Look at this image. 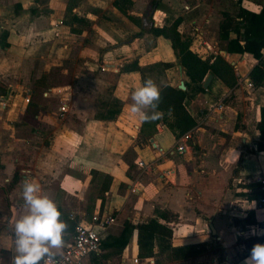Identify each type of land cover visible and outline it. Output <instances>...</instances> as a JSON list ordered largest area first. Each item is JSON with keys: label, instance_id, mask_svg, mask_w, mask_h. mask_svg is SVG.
<instances>
[{"label": "crops", "instance_id": "obj_1", "mask_svg": "<svg viewBox=\"0 0 264 264\" xmlns=\"http://www.w3.org/2000/svg\"><path fill=\"white\" fill-rule=\"evenodd\" d=\"M211 2L203 0L197 5L199 11L194 21L199 26L196 30L201 28L200 35H203L202 29H206L200 21L215 22L217 19L218 12L211 8ZM244 3L246 6L248 3L251 10L260 11L264 0H245ZM70 10L90 19L91 30L72 35V27L64 22ZM95 10L87 6V0H78L73 6H69V0H0V33L9 32V45L0 48V85L7 84L6 93L10 91L16 96L10 104L13 117L8 126L24 121L35 81L52 66L62 65L61 56L70 54L73 48L78 51V58L83 52L87 53L82 59L90 74L97 75L106 65L104 84H114L117 74L116 86L112 87L115 100L107 106L103 119L95 116L99 100L92 102L90 113L87 111L90 101L82 97L83 84L74 101L69 97L73 94L69 90L72 85L45 90L44 94L48 92L49 96L59 95L61 105L67 104L66 112L60 110V105L54 117L48 116V120L55 122L58 118L60 122L61 134L57 136H69L65 146L59 144V150L44 148L24 160L19 154L11 156L0 149V264L3 250L10 251L5 264H12L16 255L15 223L29 212L22 198L26 179L38 182L40 194L55 201L61 219L71 213L76 215L77 222L92 221L97 213L115 217L116 223L108 227L104 240L119 235L126 221L138 224L155 217L156 209L176 213L171 221L159 219L171 227L173 234L170 239H158L154 247L141 246L138 230H135L124 249L123 263L129 264L139 256L143 261L152 260L153 264H243L259 239L264 244V234L253 232V227L264 226V213L246 199L248 187L264 176V147H258L262 141L258 124L264 105V86L254 88L250 85V73L258 59L250 52L229 53L222 49L225 59L235 68L237 83L228 87L209 73L213 75L212 80L207 88L204 81L205 89L202 90L200 84L186 75L168 39L157 37L146 51L145 48L136 51L138 39H128L124 35L137 26L116 7L104 5L99 9L102 16ZM158 11L164 15L160 21L165 20V11ZM218 16L220 18L219 13ZM183 22L188 24L187 20ZM40 23L43 26L40 27ZM110 25L117 34L109 31ZM66 29L73 36L69 42L63 38ZM41 35L44 39H40ZM230 36L234 38L236 34L232 32ZM203 43L214 50L218 44L213 45L209 39ZM219 43L228 45L227 40L220 39ZM45 44L48 46L42 53L39 49ZM193 49L204 53L203 47L196 50L193 46ZM158 62L171 65L159 70L158 76L154 73L155 78L151 77L144 66ZM149 77L162 82L159 87L179 88L182 81L187 84L185 106L196 118L197 125L192 129V138L186 142L188 149L184 152L178 151L180 138L168 126L169 117L164 119L160 111V119L143 122L130 111L133 91ZM77 78L82 79V76L77 75ZM45 110L34 111L29 116L42 120L40 114ZM239 111L243 121L237 129ZM72 116L74 126L80 131L70 150L74 132L71 128L67 130L64 122ZM53 143H58L57 139L50 140V144ZM244 145L249 146V150ZM23 162L26 164L21 168L23 179L12 184L15 169ZM107 176L111 179L105 184ZM251 211L256 214L257 224L244 227L235 222ZM72 239L73 234L64 230L63 246L52 251L61 252ZM110 251L112 249H102L100 253ZM120 262L119 255L112 254L102 264ZM83 264H94L92 256L84 259Z\"/></svg>", "mask_w": 264, "mask_h": 264}, {"label": "rangeland", "instance_id": "obj_2", "mask_svg": "<svg viewBox=\"0 0 264 264\" xmlns=\"http://www.w3.org/2000/svg\"><path fill=\"white\" fill-rule=\"evenodd\" d=\"M78 0H69V6H73L74 3H77ZM98 2V0H96ZM112 1V0H111ZM110 0H101L100 2L96 3L95 0L89 1L87 0V6L95 10V8H98L99 15H104L102 13V10H99L104 5H109L112 7H116L113 2ZM132 6L129 7L130 4L127 2V5H123V7L127 10V13H124L125 16L137 26V29L134 31L127 30L125 32L124 37L128 39H138V41L135 44L136 51L142 50L147 47H150L154 44L155 36L152 33V27H161L165 24H172L176 20H180L179 30L181 27L180 32L183 35V38L185 40H188L192 43V46H195L196 50H201V44L204 40L209 39L210 41H213L215 43L217 42L216 49H210V53L207 54L208 56H211V59L214 60L216 56L224 57V53L221 52L222 49H226L225 46L220 45L219 43V29L220 24L224 19L223 13L229 12L232 15H236L239 10V3L238 0H212L211 2V8L216 10L217 13V19L215 22H210L205 20L204 22H199L202 25V28L206 26V29L202 33L203 35H200L201 28L199 30H196L197 22L194 21V17L197 15L199 11V7L197 5L202 2L203 0H131ZM210 1V0H209ZM245 0H243V6L247 7L244 3ZM250 1V0H249ZM251 1H258V0H251ZM155 2H158V9L164 10L166 13V19L161 20L162 17L164 18V15L162 16V13H160L157 10L154 12L152 11V7ZM189 6V7H188ZM118 8V7H116ZM248 8V7H247ZM119 9V8H118ZM95 10V11H97ZM121 11V10H120ZM194 12V15H191ZM97 13V15H98ZM74 11L70 10L66 13L64 16V22L67 23L69 26L72 27L71 33L72 35H81L83 34V31H89L92 28V22L91 20H86V17L79 16L82 20L80 21L78 18L75 17ZM208 14V13H207ZM209 15V14H208ZM106 17V16H103ZM220 19V21H218ZM187 20L188 24H183ZM165 21V22H164ZM183 22V23H182ZM219 23V29L217 30V26ZM43 26V24L40 23V27ZM75 27V28H73ZM110 32H113L114 34H117L116 29L110 25ZM76 32V33H75ZM63 38L69 42L70 39L73 38L71 36L70 31L66 29L63 33ZM40 39H44V35L39 36ZM78 41V38H77ZM83 41V40H82ZM75 43V42H73ZM78 43V42H77ZM87 45V44H85ZM48 46L47 44L42 45V47L39 49L42 53L44 52L45 47ZM225 47V48H224ZM86 48H89V46H86ZM106 49V47H105ZM67 50V48H65ZM102 50V47L99 48V51ZM212 50V51H211ZM78 51L76 49H72V52L70 54L64 53L62 57V65H56L52 66L50 69H48L42 77L35 81L34 83V92L31 95L30 100V109L26 112V115L24 116V121L16 122V124L13 127L8 126L10 123L11 118L13 117L11 115V103L14 99V94H10V91L6 93L8 85L5 83H1L0 85V149L2 153L13 155L19 154L23 157V159H26V156H35L36 153L39 151H42L45 149H52V150H59V144H62L65 146L67 139H69V136H57L60 133V130L58 129V125L60 122L58 121V118L55 120V122L48 120L49 117H54L55 114L58 113V107L60 104V98L59 95H45L44 92L49 87H59L64 85H72V89H69L73 92V94L69 97H71V101H74L76 98L78 99L77 92L80 89V85L83 84V89L81 88L80 92H82V97H86L88 101H90V105L87 111L90 113V106L92 105L93 101H96L100 99V95H105L106 92H110L113 87V84L111 82H108L106 84L103 83V79L105 77V74L103 70L100 69L99 73L97 75L90 74V71H88L84 65V59L82 57L84 54H87L86 52H83L81 58H78L77 56ZM146 53V52H143ZM84 58V57H83ZM225 58V57H224ZM158 63L146 65L144 66L146 68V71L151 77L154 73H157V76L159 75V67ZM77 75H81L82 79H78ZM157 85H160L161 83L156 81ZM102 104L98 103L97 107H100ZM40 106H42L41 109L46 108L43 113L40 115L42 116V120H34V118L30 117L29 115L34 113V111H39ZM74 117H68L67 121L64 122V124L67 127V130L69 128L72 129L73 133V142L70 143L69 149H73L76 144V137L79 135L80 128L74 126ZM51 119V118H50ZM243 121V114L241 111H239L238 118H237V124L236 127L239 129V127L242 125ZM73 123V124H72ZM72 124V125H71ZM73 127H71V126ZM60 127V126H59ZM59 130L58 133L55 131ZM42 132V133H41ZM41 133V135L39 134ZM55 133V134H54ZM187 133H192V130L188 131ZM77 134V135H76ZM184 135V134H183ZM182 136V135H181ZM181 136L179 138H181ZM178 138V139H179ZM57 139L58 143L50 144V140ZM72 138H70L71 140ZM241 139V138H240ZM69 145V144H68ZM192 145V144H191ZM61 146V145H60ZM245 149L249 150V146L244 145ZM26 164L20 163V165L17 166L15 169V175L14 179L12 180V184L16 183L19 179L22 178V167H25ZM24 174V173H23ZM10 188V187H9ZM4 195V193H1Z\"/></svg>", "mask_w": 264, "mask_h": 264}, {"label": "trees", "instance_id": "obj_3", "mask_svg": "<svg viewBox=\"0 0 264 264\" xmlns=\"http://www.w3.org/2000/svg\"><path fill=\"white\" fill-rule=\"evenodd\" d=\"M259 1V0H258ZM127 2L132 6L131 0H116L114 5L118 7L124 13L127 10L123 5H127ZM240 5L236 15H232L229 12H224V19L220 24L219 38L221 40H227L228 45L226 50L229 53H252L255 58L258 59V63L253 67L250 73V79L252 87L258 88L264 86V5L260 11H254L250 8L243 6V0L237 1ZM18 6H20L18 4ZM158 8V2H155L152 11L154 12ZM75 17L80 21L81 18L75 14ZM180 20H176L172 24H165L161 27L153 26L152 33L157 37H164L171 43L174 53L179 59L180 64L183 66L186 75L194 83H198L201 89L205 88L202 83L205 81L209 73L214 74L220 78L228 87H233L237 83V74L234 66L224 57L216 56L214 60L211 56H202L193 49L192 43L183 38L182 33L179 30ZM234 32L236 36L231 38V33ZM9 32L4 31L0 33V48H4L9 45L8 42ZM170 63L161 62L158 64L159 70H163L169 67ZM138 67V65H137ZM117 74H115V80L113 87L117 83ZM187 85V84H186ZM110 92H106L104 95H100L99 103L102 105L98 107L96 118H105L107 112V106L112 104L115 100L113 97V88ZM188 94V89H180L171 85H163L160 87V99L158 103V110L164 115V119L167 120L168 126L176 133L177 138L181 135L192 130L197 125V120L194 118L185 106V99ZM106 108V109H105ZM165 121V120H164ZM258 128L262 134V141L258 144L259 148L264 147V105L261 107V120L258 124ZM111 177L105 178V184H108ZM107 187V186H106ZM253 187V193H247V197L250 200L257 199L263 195V191L260 190V184L249 186ZM107 188H104L106 191ZM176 217V213L170 210H155V217L133 224L131 221L124 223L123 230L117 236H110L101 243L102 249H112L107 253H93L94 264H102V262L110 257L112 254L119 255L121 264L125 261L124 249L128 245L135 230H138V243L144 247H154L158 239L168 238L170 239L173 234V230L167 223H161L160 218L166 221H171ZM62 220L66 223V231L73 234L75 233V226L77 220L73 219L70 214L64 215ZM237 224L254 225L257 224L256 214L251 211L242 219H235ZM255 241V240H254ZM256 243H261L259 239ZM253 247V246H252ZM251 247V248H252ZM201 248V246H196ZM10 251H2V264H5V258L9 256Z\"/></svg>", "mask_w": 264, "mask_h": 264}, {"label": "clouds", "instance_id": "obj_4", "mask_svg": "<svg viewBox=\"0 0 264 264\" xmlns=\"http://www.w3.org/2000/svg\"><path fill=\"white\" fill-rule=\"evenodd\" d=\"M130 111L141 121L160 119L158 111L160 87L152 78H146L142 86L132 93ZM41 187L35 180H25L22 198L29 209L27 215L15 223V251L12 264H40L45 257L55 255L52 249L63 246V232L66 223L61 219V211L48 195L40 194ZM243 264H264V244L255 243Z\"/></svg>", "mask_w": 264, "mask_h": 264}, {"label": "built area", "instance_id": "obj_5", "mask_svg": "<svg viewBox=\"0 0 264 264\" xmlns=\"http://www.w3.org/2000/svg\"><path fill=\"white\" fill-rule=\"evenodd\" d=\"M204 49V53H199L202 56L207 54L211 46L207 43L201 45ZM107 67L104 65L102 67L105 70ZM118 70V68H116ZM252 86V84H250ZM45 95H48L46 92ZM60 110L66 112L67 104L62 103ZM192 138L191 133H185L178 140V151L184 152L188 149V144L186 142ZM141 165H144L141 162ZM256 183L260 184V190L264 192V176L258 177ZM253 187H248L247 192L253 193ZM251 203H255V206L264 213V193L259 196L257 199L250 200L246 197ZM70 216L75 219L76 215L71 213ZM116 223V218L105 214L101 215L99 213L93 216L92 221H78L75 226V233L72 241L68 242L64 249L55 253L51 258L45 257L44 260L40 261V264H83V260L91 256L93 253H100L102 250L101 243L105 239V232L108 227ZM261 231L264 234V226L262 227H253V232L256 234ZM152 260H142L139 256L133 258L132 262L129 264H153ZM128 264V263H122Z\"/></svg>", "mask_w": 264, "mask_h": 264}, {"label": "water", "instance_id": "obj_6", "mask_svg": "<svg viewBox=\"0 0 264 264\" xmlns=\"http://www.w3.org/2000/svg\"><path fill=\"white\" fill-rule=\"evenodd\" d=\"M225 54V51L223 52ZM213 75L212 74H208V76L205 79L204 82V86L207 88L209 86L210 81L212 80ZM180 89H186V85L185 82L182 81L181 84L179 85Z\"/></svg>", "mask_w": 264, "mask_h": 264}]
</instances>
